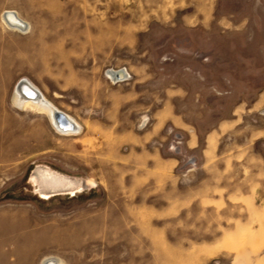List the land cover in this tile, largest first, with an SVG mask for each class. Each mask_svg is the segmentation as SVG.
<instances>
[{"label": "rangeland", "instance_id": "obj_1", "mask_svg": "<svg viewBox=\"0 0 264 264\" xmlns=\"http://www.w3.org/2000/svg\"><path fill=\"white\" fill-rule=\"evenodd\" d=\"M5 10L29 29L0 18V264H263L264 0H0ZM123 67L127 82L104 78ZM21 80L80 130L15 107ZM36 165L91 186L38 198Z\"/></svg>", "mask_w": 264, "mask_h": 264}, {"label": "bare ground", "instance_id": "obj_2", "mask_svg": "<svg viewBox=\"0 0 264 264\" xmlns=\"http://www.w3.org/2000/svg\"><path fill=\"white\" fill-rule=\"evenodd\" d=\"M1 22L8 31L17 32L20 34L27 33L29 24L21 18L17 12L5 10L1 13ZM12 102L17 108L23 109L26 106H32L39 113L46 115L55 128L62 135H70L77 133L80 129L68 115L56 110L52 104L47 101L38 90L26 80H21L17 83L13 91ZM34 110V111H35ZM31 175H36L44 179L47 185L53 186L50 180H57L60 186L49 192L50 188L44 187L43 191H47L50 195H69L74 196L81 193L84 189L91 186L89 182L79 177H70L61 174L44 165H36L30 172ZM29 176V177H30ZM47 199V198H42ZM43 264H60L55 257H45ZM42 264V263H41Z\"/></svg>", "mask_w": 264, "mask_h": 264}, {"label": "crops", "instance_id": "obj_3", "mask_svg": "<svg viewBox=\"0 0 264 264\" xmlns=\"http://www.w3.org/2000/svg\"><path fill=\"white\" fill-rule=\"evenodd\" d=\"M165 113L169 116L168 121L170 122L169 127L173 131H175L178 134V137L176 138L179 143L187 150L188 148L190 150L195 149L198 146V137L194 131V129L190 126H188L181 118L177 117L174 113V111L167 107L165 110ZM2 219L0 218V221ZM5 225L0 224V227H4ZM39 256L34 257V260ZM46 257V256H45ZM48 257V256H47ZM0 258L3 260L4 255L0 251ZM261 260L264 264V251L262 250L261 253L257 256V260ZM4 263V262H3Z\"/></svg>", "mask_w": 264, "mask_h": 264}, {"label": "flooded vegetation", "instance_id": "obj_4", "mask_svg": "<svg viewBox=\"0 0 264 264\" xmlns=\"http://www.w3.org/2000/svg\"><path fill=\"white\" fill-rule=\"evenodd\" d=\"M29 182L34 186V190L36 192V194L38 195V198H49L52 195H50V193H48L47 191H43L44 187H48L50 188L49 192H53V189L57 188L60 186V183L57 180H50V183L53 186H49L46 184V182L44 181V179H42L39 176L36 175H31L29 177ZM55 196V195H54Z\"/></svg>", "mask_w": 264, "mask_h": 264}, {"label": "built area", "instance_id": "obj_5", "mask_svg": "<svg viewBox=\"0 0 264 264\" xmlns=\"http://www.w3.org/2000/svg\"><path fill=\"white\" fill-rule=\"evenodd\" d=\"M103 76L110 84L127 82L131 78L129 72L124 67L117 69L107 68L104 70Z\"/></svg>", "mask_w": 264, "mask_h": 264}]
</instances>
